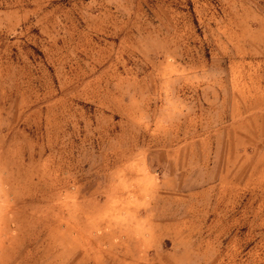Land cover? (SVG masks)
I'll list each match as a JSON object with an SVG mask.
<instances>
[{
	"label": "rangeland",
	"instance_id": "374dc122",
	"mask_svg": "<svg viewBox=\"0 0 264 264\" xmlns=\"http://www.w3.org/2000/svg\"><path fill=\"white\" fill-rule=\"evenodd\" d=\"M0 264H264V0H0Z\"/></svg>",
	"mask_w": 264,
	"mask_h": 264
},
{
	"label": "crops",
	"instance_id": "0c3cea01",
	"mask_svg": "<svg viewBox=\"0 0 264 264\" xmlns=\"http://www.w3.org/2000/svg\"><path fill=\"white\" fill-rule=\"evenodd\" d=\"M164 229L166 230V231H164L165 232V234H168L169 233V222H166L165 224H164Z\"/></svg>",
	"mask_w": 264,
	"mask_h": 264
}]
</instances>
